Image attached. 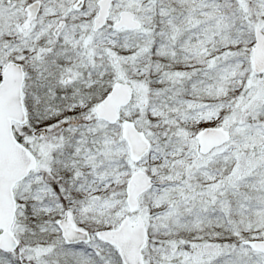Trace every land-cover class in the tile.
<instances>
[{"label": "snow or ice", "instance_id": "6c2138e0", "mask_svg": "<svg viewBox=\"0 0 264 264\" xmlns=\"http://www.w3.org/2000/svg\"><path fill=\"white\" fill-rule=\"evenodd\" d=\"M0 264H264V0H0Z\"/></svg>", "mask_w": 264, "mask_h": 264}]
</instances>
